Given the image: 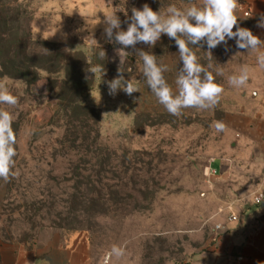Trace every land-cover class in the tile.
Returning <instances> with one entry per match:
<instances>
[{
  "label": "rangeland",
  "instance_id": "rangeland-1",
  "mask_svg": "<svg viewBox=\"0 0 264 264\" xmlns=\"http://www.w3.org/2000/svg\"><path fill=\"white\" fill-rule=\"evenodd\" d=\"M145 3L161 14L170 5L183 9L200 4L196 0L14 4L21 33L30 40L27 59L38 69L33 85L8 77L1 81L18 98L15 106L3 104L5 110L21 120L19 167L12 181L0 178L1 240L28 245L59 239L69 247L83 245L96 264H103L113 245L126 251L120 259L110 258L109 264H188L213 241L215 224L224 215L221 210L244 197L239 170L223 179L207 174L213 158H223L228 166L234 158L214 127L239 105L240 88L228 82L240 72L239 53L231 42L229 51L221 44L211 50L212 56L206 44L190 45L225 89L212 109H184L178 117L169 114L149 89L143 61L132 48L126 49L121 71L139 92L109 95L107 82L117 77L120 67L115 49L122 46L104 35L105 16L115 13L122 21L120 30H126L124 21L131 9ZM174 45L162 34L154 47L138 43L136 49L156 55L159 65L166 55L175 58ZM101 65L103 72H91ZM167 83L175 92V81ZM78 103L101 111L94 128L104 148L100 161L85 157L82 149L61 145ZM78 109L85 117V110ZM81 132L82 137L85 129ZM212 166L219 170L220 161Z\"/></svg>",
  "mask_w": 264,
  "mask_h": 264
},
{
  "label": "clouds",
  "instance_id": "clouds-1",
  "mask_svg": "<svg viewBox=\"0 0 264 264\" xmlns=\"http://www.w3.org/2000/svg\"><path fill=\"white\" fill-rule=\"evenodd\" d=\"M239 4V0H201L200 4H192L183 9L170 5L166 14H161L145 3L140 9H131V16L124 21L128 24L126 30H120L122 21L115 13L106 15L104 35L109 42L122 46L115 49L120 67L117 77L107 82L109 95L115 96L119 90L129 96L139 92L138 87L125 79L121 71L129 53L126 49L132 48L143 61V75L149 89L169 114L178 117L184 109L208 110L216 107L225 89L216 82L213 73L200 63L190 45L203 47L206 44L207 53L212 56V49L223 44L225 51H229L228 41L235 40L237 49L257 52L256 62L260 68H264V51H260L264 47V40L254 35L250 29L239 26ZM256 26L264 29V13L260 14ZM162 34L175 41L182 62L175 78V92L164 76L169 70L168 66L158 65L156 55L151 52L136 49L138 43L154 47ZM99 55L103 59L105 52L102 50ZM96 71L103 72L102 65L91 70L93 73ZM218 74L223 73L219 71ZM249 81L248 66L242 67L239 74L228 78L229 84L237 88L247 85ZM17 103L18 98L11 94L5 84L0 83V104L15 106ZM13 119L9 111L0 109V178L5 182L14 175V157L17 155ZM214 127L218 133H222L227 125L223 121H216ZM125 251V247L113 245L107 258L120 259Z\"/></svg>",
  "mask_w": 264,
  "mask_h": 264
},
{
  "label": "crops",
  "instance_id": "crops-1",
  "mask_svg": "<svg viewBox=\"0 0 264 264\" xmlns=\"http://www.w3.org/2000/svg\"><path fill=\"white\" fill-rule=\"evenodd\" d=\"M239 2V26L250 29L264 40V29L256 26L260 14L264 13V0ZM245 11H249L250 16L246 17ZM228 42L239 53L236 63L240 70L244 66L249 67L250 81L240 87L239 105L224 122L227 128L222 132V137L225 146L232 150V166H228L223 158H213V162L220 161V168H214L213 176L223 179L239 170L244 197L236 209L239 220L230 222L224 214L217 221L224 225V229L217 232L214 228L213 241L188 264H264V202L255 205L252 198L256 192L264 194V68H260L256 62L257 52L237 49L235 40ZM260 51H264V47ZM166 56L162 64L167 65L169 70L164 76L166 81L174 82L182 62L178 50L172 60ZM0 264L96 263L83 245L69 247L59 239L28 245L0 239Z\"/></svg>",
  "mask_w": 264,
  "mask_h": 264
},
{
  "label": "trees",
  "instance_id": "trees-1",
  "mask_svg": "<svg viewBox=\"0 0 264 264\" xmlns=\"http://www.w3.org/2000/svg\"><path fill=\"white\" fill-rule=\"evenodd\" d=\"M18 1L0 0V83L4 77H8L33 85L37 80V74L34 70L38 68L27 59L30 40L25 38L21 33V26L19 24L20 14L14 6ZM172 50H178V47L174 45ZM79 84L82 85V83ZM61 100L64 101L63 98ZM78 105L85 110V117L84 115L83 118L79 116L81 112L78 109L79 107L72 110V115L69 117L70 120L67 122L69 128L62 139L61 145L65 149L69 148L74 151L82 149L86 153L85 157L91 156L100 161L99 156L104 148L98 144L100 132L94 128L101 121V111L94 106H81L80 103ZM0 109L5 110L3 104H0ZM74 121L79 123L76 124ZM20 127L21 120L13 119V129L16 132L17 141ZM79 127L82 129L81 131L85 129V134L82 137L80 136L82 132L78 130ZM93 133L95 134L94 136ZM81 138L82 143L78 144L77 141ZM15 147L18 152L17 143ZM14 160L13 172L19 167L17 155L14 157ZM89 161L88 158L85 160L86 163H90ZM22 162L25 164L24 161ZM9 180L12 181V176H10Z\"/></svg>",
  "mask_w": 264,
  "mask_h": 264
},
{
  "label": "built area",
  "instance_id": "built-area-1",
  "mask_svg": "<svg viewBox=\"0 0 264 264\" xmlns=\"http://www.w3.org/2000/svg\"><path fill=\"white\" fill-rule=\"evenodd\" d=\"M244 15L246 17L250 16L249 11H245ZM214 159H212L209 163V167L207 168V174L208 177L211 178L215 174V169L212 166ZM253 203L255 205H260L264 202V194L262 192H256L252 195ZM243 202V199H234L232 202L228 203L226 207L221 210L222 213H224L227 216L228 221L234 222L239 220V216L237 213V207L240 206V204ZM224 229V225L222 223H216L215 224V230L217 232H221ZM219 236V235H218ZM110 259L106 257L103 264H109Z\"/></svg>",
  "mask_w": 264,
  "mask_h": 264
}]
</instances>
